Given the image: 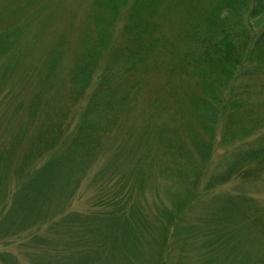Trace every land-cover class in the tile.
<instances>
[{"label":"trees","instance_id":"trees-1","mask_svg":"<svg viewBox=\"0 0 264 264\" xmlns=\"http://www.w3.org/2000/svg\"><path fill=\"white\" fill-rule=\"evenodd\" d=\"M131 2L135 5L133 10L139 13L137 18L132 19L133 24H126V29L132 26L137 29L144 22L145 12L155 8L157 1L105 0L111 11L110 19L94 17L96 35L81 42V56L69 73L65 91L60 90L56 95L68 106H53L41 111L45 115L15 168V185L8 180L13 168L12 157L27 138L23 133L27 127L13 133L8 150L0 148V241L20 240L31 248L27 255L36 264H137L145 255L144 244L149 245L152 241L158 244L152 252L156 257L145 259L142 264H167L172 251L171 242H167L182 229L181 219L185 210L231 181L240 174L244 165L264 154V140L261 138L262 146L238 154L234 152L218 167L205 169V181L201 190L198 189V181L204 175L203 166L210 163L214 151L217 125L221 119L223 122L227 119L233 126L231 121L238 113L239 104L236 101L232 107L231 103L229 106L223 103L222 91L235 69L244 65L239 58L240 52L236 55V51L241 49L234 36L241 27H247L253 33L245 64L252 67L250 71L258 70L257 65H264V0H222L221 8L208 9L206 29L203 39H200L201 51L193 57L191 53L184 54L178 72L175 65L179 59L168 63L169 75L160 87L161 94L157 93L138 125L117 142L120 146L107 155L95 181L96 185H102L101 210L86 216L71 210V201L91 165L107 150L108 141L116 136L115 131L123 123V113L132 111L139 101L143 82L141 68L156 52L153 43L144 47L139 38L134 43L135 48L126 51L124 58L123 53H117L122 40L115 38L112 30L116 27L114 20ZM100 4L96 0V5ZM19 12V9L0 10V20L14 18ZM23 21L18 18L11 26L0 29V59L16 47L22 40L21 36L30 32L29 23ZM123 35L128 38L132 31ZM246 40L247 36L241 47ZM59 47L48 54L47 73L44 81L40 79L45 84L34 95L31 105L32 121L40 113V100L45 96L46 89L54 85L57 60L61 58ZM102 61L105 63L98 70ZM14 69L13 62L6 64L4 75ZM128 74L131 75L130 82L127 81ZM175 74L180 80L172 85ZM2 83L0 90L5 89ZM7 91L5 95L11 96V89ZM167 98L170 105L174 104L172 100L175 98L187 101L179 105V127L171 124L166 117L171 114ZM172 116L175 117V113ZM193 118L201 119L205 132L189 129ZM210 130L213 132L210 141H207L206 135L211 133ZM251 133L228 129L225 136L222 134L221 142L228 145ZM107 172V177H99ZM248 172H245V177ZM155 176L160 177L155 180L164 182L172 207L165 204L158 207L157 221L151 227V220L139 203L140 193L136 189L143 188L147 179ZM112 179L114 182L110 183ZM226 203L238 210L243 208L242 203L231 199ZM250 216L246 217V221ZM227 221L235 223L232 217ZM253 224L256 230L261 228L264 231V215H256ZM192 230L187 228L186 231ZM230 240L229 236L220 232L203 238L201 232L196 231L191 249L199 258L192 261L191 254H183L188 250V244L182 240L181 251L175 253L170 264H249V255L242 246L227 247ZM253 241L259 246L264 244L261 239ZM238 248L236 261L235 251ZM263 259L260 254L255 264H264ZM0 261L20 264L10 252L0 253Z\"/></svg>","mask_w":264,"mask_h":264},{"label":"rangeland","instance_id":"rangeland-1","mask_svg":"<svg viewBox=\"0 0 264 264\" xmlns=\"http://www.w3.org/2000/svg\"><path fill=\"white\" fill-rule=\"evenodd\" d=\"M99 1L101 2L100 6L96 5V0H0V10L19 9L20 11L18 16L14 18L11 16V18L1 19L0 29L3 26H11L10 24H13L18 18H22L25 24L29 23L30 25V32L21 36L20 39L22 40L18 42L16 47L11 51H7L0 59L1 65H3L0 68V85L3 84V81L4 85L2 87L5 88L0 90V148L8 150L7 145L13 139V133L19 132L22 127H27L23 132L27 138H24V142L12 157L11 166L13 168L8 180L13 185L16 182L15 168L21 156L28 149L30 138L36 132L40 119L45 115V113H42L43 110L53 106L59 108H64V105L68 106V103L64 100H58L56 95L60 90L65 91V83L69 73L76 66L78 57L81 56L79 55L82 48L81 42L87 37L94 38L96 35V32H94V17L110 19L111 11L105 5V0ZM156 1V7L145 12L144 22L137 29H134L133 26L126 29V24H133L132 19L137 18L139 13L133 10L135 7L133 2L121 13V16L119 15L114 20L116 27L112 30L115 38L118 41L122 40L121 48H118L117 51V53H123L122 58L126 56V51L135 48L134 43L139 38L142 39L140 42L144 47L153 43L156 52L147 60L146 66L141 68L143 82L140 85L139 101L132 111L126 110L123 113V123L115 131L116 136L113 135L114 137L108 141L107 150L91 165L90 171L87 172L77 194L71 201V210L83 216L89 215L92 211L101 210L100 205L103 202L100 201V190L102 185L95 184L96 177L102 169L101 167L104 166L103 162L106 160L107 155L120 146L117 142L122 141L126 132L131 131L136 124L138 125L139 120L149 109V104L153 102L152 100L157 93L161 94L160 87L166 83V77L169 75L168 63L173 59H179L175 65L178 72L181 67L180 60L182 56H185L184 54L191 53V57H193L201 51L200 39H203V31L206 29L208 9L222 7V0ZM143 28H146V30L141 31ZM129 30L132 31V35L125 38L123 34ZM234 36L236 38L235 43L241 49L236 51V55L240 52L239 58L240 61L244 62V65L235 69L228 84L224 86L222 100L228 106L231 103V107L233 102L236 101L239 104L236 111L238 113L231 121L233 126L229 124L230 121H227V119L224 122L221 119L217 125L214 131L217 136H214L213 139L214 151L210 157V163L203 166L204 175L198 181L200 183L199 190H201L207 175L205 169L218 167L234 152L238 154L247 149L262 146L261 138L264 140V65L261 67L257 65L258 70L250 71L252 67L245 64L247 48L250 47L253 38V33L247 27H241L239 33L237 35L235 33ZM245 36H247V40L243 44L244 47H241ZM59 45L61 46L59 47ZM58 47L61 49V58L57 60L54 85L46 89L45 96L40 100V113L32 121L30 119L31 105L34 95L45 84L40 82V79L44 81V76L47 73L48 54ZM115 49L117 50V48ZM209 60L211 61V57H209ZM11 62H13L15 69L4 75L5 65H9ZM104 63L105 61L101 62L98 70ZM127 78H129L127 81L130 82L131 75L128 74ZM179 80V77L176 78L175 74L172 76L171 84L174 85L176 82L178 84ZM9 89H11V96L5 95V92ZM167 100L169 104V99L167 98ZM172 102L174 104H169L171 114L166 117H168L171 124L179 127L181 123L179 105L180 103L185 104L187 101L175 98ZM186 107H188V103ZM232 109L235 111L236 108ZM228 111H230V108H228ZM174 113L175 117L172 116ZM189 129L195 132H203L201 119H191ZM228 129H231V132L252 133L244 139L241 138L242 140L238 139L234 143L225 145L222 144L221 138L223 133L225 136ZM181 131L186 132L185 130ZM210 132L206 135L207 141H210L213 130H210ZM194 154L197 162H199L197 153L194 152ZM241 169L242 171L238 176L210 194H206L198 202L192 203L191 208L185 210L181 219L182 229L176 233V236L174 235V239H168L167 242L168 244L171 242L172 247L169 264L173 261L172 258L176 256L175 253L181 251L184 241H187L188 245L186 247L188 250L192 248L196 231L201 232L203 238H207L216 232L226 234L231 238L227 247L238 246L240 248L242 246L243 251L249 255V264H255L260 254L264 257V244L259 246L253 241L257 238L264 242V231H261V228L256 230L253 224L256 215H264V154H261L256 160L250 161ZM247 171H249V175L245 177ZM108 175L107 172L100 174L99 177L104 178ZM132 178L134 179V177ZM114 179L117 180V178ZM155 179H160V177L148 178L143 188L137 187L136 189V192L140 193L141 200L138 198L139 203L142 204L144 212L151 220V227L157 221L158 207H162V204L172 207L167 195L168 190L163 186L164 182ZM113 182L112 179L110 183ZM230 199L242 203L240 204L243 206L242 210L226 203V200ZM247 216H250L249 221H246ZM231 217L235 223L231 224L227 221ZM187 228L194 230L186 231ZM186 237L187 239H185ZM11 239L13 240V238ZM11 239L9 242L0 241V253L10 252L14 254L20 264H36L27 255L28 250L30 251L31 248L20 240L11 241ZM144 245L145 255L137 261V264H142L145 259L152 260L151 258L154 256L152 252L158 248V244L153 243V241L149 245ZM239 248L235 251V258L231 257L236 261H238L236 254ZM188 250H185L183 254H191L192 259L190 260L195 261L199 258L196 251L193 249ZM202 252L205 253V250H202ZM241 258H243L242 255ZM222 260L223 258L220 259V261ZM0 264L4 263L0 261Z\"/></svg>","mask_w":264,"mask_h":264}]
</instances>
